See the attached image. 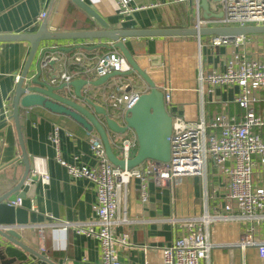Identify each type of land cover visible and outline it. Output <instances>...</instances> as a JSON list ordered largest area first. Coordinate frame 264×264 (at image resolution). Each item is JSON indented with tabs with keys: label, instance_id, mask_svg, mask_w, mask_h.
I'll return each instance as SVG.
<instances>
[{
	"label": "crops",
	"instance_id": "crops-1",
	"mask_svg": "<svg viewBox=\"0 0 264 264\" xmlns=\"http://www.w3.org/2000/svg\"><path fill=\"white\" fill-rule=\"evenodd\" d=\"M85 1L113 29L193 27L194 0L186 2L133 0L131 2L133 7L142 8L128 16L118 13L115 0ZM41 11H45L47 15L41 21H37L36 18ZM217 12L218 9L211 14H218ZM202 13L203 11L201 16ZM43 21L47 28H55L60 32L96 28L92 20L71 0H0V34L35 32ZM212 36L208 35L205 38L201 36L199 39L195 36L123 39L133 56H146L148 61L154 57L161 64H165L163 78L168 77L173 88L171 105L167 108L171 117L179 115L187 122L196 123L202 120L205 124L219 114H225L236 121L242 117L244 110L234 101L239 86L231 83L218 85L213 92L201 91L198 73L200 70L224 71L232 52L244 51L249 59L264 60V33H247L242 35L243 44L235 45L230 42L217 47L208 43ZM56 44L69 49L63 52L68 57L80 53L92 60L113 49L120 51L118 48L106 47L105 44L112 46L113 42L102 38L66 39ZM30 49L28 41H0V194L14 186L25 173L22 151L11 116L17 77L19 79ZM38 57L39 48L32 58L27 79L34 74ZM45 70L48 71L49 68ZM66 70L73 75V79L98 78L94 74L88 76L76 73L75 66L71 63L67 64ZM118 82L125 83L127 80L117 77L96 87L87 85L83 88L90 93L96 104L105 108L110 117L122 124L121 114L113 112L101 98L102 93L111 91L113 84ZM144 85V82L141 86L134 84V88H144ZM69 88V93L66 88L64 92L72 96L73 88ZM74 100L79 101L76 98ZM81 104L94 113L93 108L83 102ZM252 106L255 113L264 118V90L255 92ZM5 110H9L10 121L5 119L7 116ZM94 114L101 123H106L103 115ZM18 120L27 157L32 162L34 157L43 158L45 169L50 176L48 185L44 186L36 180L33 196L21 198L19 207L27 210V223L16 229L20 234V241L56 264H100L98 239L79 234L72 228L63 231L50 225L57 221L84 222L95 217V186L85 177L70 175L67 169L57 162L56 156L76 166L93 167L96 161L91 153L89 140L92 136L99 135L96 130L88 132L70 117L52 113L41 106L19 107ZM56 127L57 144L50 139ZM206 131L211 130L207 127ZM107 133L116 156L119 151L112 144L122 136L134 134L133 131H128L120 135L109 130ZM258 133L264 137V126ZM136 150L137 146L133 149L134 154ZM26 181L27 184L32 183ZM254 181L261 184L255 176ZM225 183L224 175L217 171L211 160H208L204 176L178 178L173 191L168 186L157 187L149 182L147 201L143 202L140 199L139 181L133 179L122 193L118 216L119 219L125 217L127 221L121 222L115 228L116 234H126L132 245L128 250L119 251L120 260L124 264H145L146 253L143 247L147 248L149 259L156 260L157 250L169 245L175 238L176 231L178 234L182 231L179 225L176 229L169 222L172 214L180 217L195 216L200 214L205 206L209 214L231 215V212L222 208ZM250 227V223H242L236 219L213 221L205 230L210 241L219 246L211 249L208 259L200 264H232L237 250L228 245L238 242L240 236ZM253 232L258 238H264L262 224L256 225ZM227 250L229 252H226ZM248 254L252 256L250 264L260 263L253 249H247L242 253L244 261ZM220 259L223 263H218ZM239 261L240 263L243 261L240 260V251L235 264H240ZM29 262L37 264L25 250L0 236V264Z\"/></svg>",
	"mask_w": 264,
	"mask_h": 264
},
{
	"label": "built area",
	"instance_id": "built-area-1",
	"mask_svg": "<svg viewBox=\"0 0 264 264\" xmlns=\"http://www.w3.org/2000/svg\"><path fill=\"white\" fill-rule=\"evenodd\" d=\"M115 1L118 5V13L122 16L131 15L135 10L142 8L133 7L131 5L133 0ZM211 1L213 0H208L209 11L215 12V9L210 7ZM214 2L218 5L217 13L221 16L203 18L200 0H194L193 28L264 25V0ZM157 5L159 4H154V6ZM46 15L45 11H41L36 20L41 21ZM230 42L235 45L243 44L244 37L230 38L213 35L209 44L217 47ZM50 59H55L57 62L56 67L50 71L53 74L49 78L50 84H68L72 81L73 75L66 70L69 63L75 66L76 73L88 76L94 74L98 78L114 71L127 72L131 69L123 54L116 49L97 56L93 60L80 53L68 57L60 52L47 57L43 66ZM164 66L165 64L162 63L161 67L164 68ZM197 78L201 91L213 92L218 85L237 84L239 92L234 101L244 110L242 117L236 121L225 114H219L205 124L202 120L190 123L179 115L173 116L168 161L148 159L135 167L128 168L125 165L120 168L108 159L104 145L98 136H92L89 140L90 150L96 161L93 167L76 166L56 156L57 162L65 167L70 175L85 177L93 183L96 191V215L84 222L57 221L50 225L63 231L72 228L79 234L98 239L100 264H124L119 258V251L132 247L128 236L116 234L115 228L121 222L127 221L125 217L119 219L118 216L122 193L133 179L139 181L140 199L144 202L147 201L149 182L157 187L168 186L173 191L178 178L204 176L208 160H211L217 171L225 177L222 208L232 214H209L205 206L203 211L195 216L180 217L172 214L168 220L176 229L179 225L181 233L178 234L176 231L173 241L157 250L156 260H150L147 248L143 247L146 253L145 264H200L208 259L211 249L219 246L210 241L205 227L207 228L213 221L226 219L248 222L251 226L240 236L238 242L228 246L238 248L242 253L247 249H253L259 264H264V238H258L253 232L256 225L264 226V137L258 133V130L264 126V118L257 115L252 106L255 92L264 90V60L249 59L244 51L232 52L224 71L200 70ZM144 84V88H134L132 81L118 82L113 84L111 91L102 93L101 98L113 112L121 114L123 121L125 111L134 105L141 93L149 91L148 84L145 82ZM159 84L156 86L163 93L167 109L171 105L172 84L168 77L163 79L161 85ZM66 89L69 93L70 88ZM8 111L5 110L6 121L11 120ZM207 127L211 131L207 132ZM57 130L58 127L50 137L55 144L58 142ZM112 145L119 151L117 157L126 163L134 155L133 149L137 146L135 133L120 137ZM254 176L261 181V184L254 181ZM33 178L44 186L48 185L50 176L45 169L43 158H33L27 180L32 181ZM21 201V197H17L9 204L17 207L21 205ZM0 229L6 231L11 230L12 227L0 225ZM240 264H245L244 259Z\"/></svg>",
	"mask_w": 264,
	"mask_h": 264
},
{
	"label": "water",
	"instance_id": "water-1",
	"mask_svg": "<svg viewBox=\"0 0 264 264\" xmlns=\"http://www.w3.org/2000/svg\"><path fill=\"white\" fill-rule=\"evenodd\" d=\"M76 4L93 22L96 27L93 30L78 32H60L55 28H47L43 21L35 32H24L18 34H0V41L23 40L30 43L31 49L27 62L19 76L13 97L12 118L14 119L17 136L22 151L25 173L21 179L11 188L0 194V225H10L11 230L2 231L0 236L8 239L13 244L25 250L32 260L37 264H56L42 253L27 247L20 241V234L16 231L27 223V210L22 207H15L9 202L17 197H32L36 189V179H32L31 184L26 180L32 167V160L25 153L21 136L18 111L19 107L29 108L41 106L46 110L60 115H65L81 125L86 131L96 130L99 135L108 159L120 168L125 165L135 167L148 159L158 161H168L170 158V135L172 129V117L167 112L163 100V93L157 88L156 84L163 82L164 69L157 58L152 57L148 61L146 56H133L126 47L123 39L130 37H183L195 36L200 38L203 35H214L223 37H237L247 33H264V25L249 26H217L196 28H149V29H113L112 26L100 16L92 6L85 0H71ZM219 1V0H213ZM202 17H219L218 14H211L209 11L208 0H200ZM108 39L113 42L106 47L118 48L131 67L127 72L114 71L95 80L77 78L68 84L62 83L58 86L50 84L48 78L56 67V60L50 59L46 63V58L52 57L60 52L69 50L59 47L56 42L66 39ZM39 48V57L35 64V72L31 78L26 80L32 58ZM49 68V70H45ZM51 69V70H50ZM138 76L143 82L148 84L149 91L139 95L134 105L127 109L123 116V123H118L109 116L103 106L93 101L90 93L84 86H99L112 78ZM73 88V97L68 95L65 88ZM68 91V90H67ZM79 101H75L74 99ZM81 102L93 108L94 113L101 114L105 118V124L101 123L91 110L87 109ZM107 130L115 134H125L133 131L137 139V150L135 154L126 161L119 159L113 152Z\"/></svg>",
	"mask_w": 264,
	"mask_h": 264
},
{
	"label": "rangeland",
	"instance_id": "rangeland-1",
	"mask_svg": "<svg viewBox=\"0 0 264 264\" xmlns=\"http://www.w3.org/2000/svg\"><path fill=\"white\" fill-rule=\"evenodd\" d=\"M210 7L212 9H215L216 10L218 8V5L214 1H211L210 2ZM205 36L208 37V35H203L202 38H205ZM202 40L204 41V39H202ZM209 42H210V38H209L208 43ZM117 77L118 76L114 77L113 79H115ZM122 78H124V80H127V81H132V82H134V84H137L138 86L143 85V81L140 78H137L135 75H131V76H128V77H122ZM233 248H235V247H233ZM229 250H231V249H229ZM229 250H227L226 252H229ZM236 250L237 251L235 252L234 259H232V261H233L232 264H235V259H237V261H238L239 251L240 250L237 249V248H236ZM251 258H252V256H250L249 254H248V256L246 255V257H245V263L246 264H250L252 262V259ZM240 260H243V256H242V252L241 251H240ZM218 263H223V260L220 259V261ZM239 263H240V261H239Z\"/></svg>",
	"mask_w": 264,
	"mask_h": 264
}]
</instances>
